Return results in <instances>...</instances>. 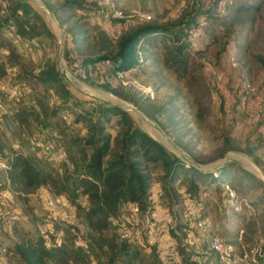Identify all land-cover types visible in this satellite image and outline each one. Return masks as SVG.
Segmentation results:
<instances>
[{
  "label": "trees",
  "instance_id": "1",
  "mask_svg": "<svg viewBox=\"0 0 264 264\" xmlns=\"http://www.w3.org/2000/svg\"><path fill=\"white\" fill-rule=\"evenodd\" d=\"M41 1L70 38L78 56L75 61L80 63L82 70L103 64L114 75L117 71L125 72L140 66L145 59L156 60L157 64L185 82L199 117L210 113L212 93L204 66L197 60L205 50L199 44L196 48L189 46L185 40L187 31L204 19L206 25L199 43L206 37V31L213 27L206 44L209 47L217 41L222 29L215 24L225 27L239 16H244L245 23L252 22L264 3V0H231L224 5L225 12L222 13L219 0H211L210 6L203 10H197L200 0H194L192 12H186L178 21L159 24L150 19L132 24L124 19H111L121 26L114 35L89 19L87 13L93 5L89 0ZM9 22L24 38L56 37L30 1L0 0V80L7 78L8 68H15L11 77L25 83L35 101L31 104L32 109L23 99L18 100L16 110L4 116L5 122L18 137L30 132L32 126L39 128L36 135L65 150L68 165L58 172L44 157L27 156L19 151H9L7 155L2 150L8 169L6 174L3 171L0 174L13 186L18 184L24 190L46 187L52 195L63 196L73 207L74 219L79 223L74 220L71 223L55 222V231L61 232V236L55 242L51 235L49 245L38 230L17 234L15 240L3 246L1 254L7 264H155L154 256L164 264L162 251L166 250L165 247L159 244V247L147 249L121 239L112 224V218L121 214L128 204H136L145 212L151 205L154 186L159 189V202H166L165 207L173 213L169 229H172L178 249L170 247L177 258L185 255L186 244L181 238L186 234L176 223L174 208H181L186 196L193 198L196 192L206 190L211 196L208 203H212L221 227H224L229 213L232 218L243 217L235 206L224 201V188L228 185L236 194H245L250 189L264 187V182L257 176L233 159L219 163L213 170H201L193 161L171 153L160 141L139 129L130 111L119 105L100 102L78 107L74 103L71 117L66 111L70 108L71 93L60 77L56 62L48 55L34 62L21 53L5 36L4 30ZM103 87L124 100H132L109 82ZM238 97L239 90L233 103L242 109L238 106ZM64 115L70 117L72 127L78 125L82 131H70ZM261 120L264 124V116ZM230 136V133L222 135L221 145L214 151L211 161L230 151L243 152ZM251 152L249 149L248 153ZM250 205L255 211L253 219L264 233V188L259 197L250 200ZM249 225L255 228L254 222ZM214 236L223 241L217 234L210 238ZM200 253L203 259L215 254L208 245L201 248Z\"/></svg>",
  "mask_w": 264,
  "mask_h": 264
},
{
  "label": "rangeland",
  "instance_id": "2",
  "mask_svg": "<svg viewBox=\"0 0 264 264\" xmlns=\"http://www.w3.org/2000/svg\"><path fill=\"white\" fill-rule=\"evenodd\" d=\"M29 1L32 7L46 19L50 30L56 36L54 38L42 37L41 51L33 60L39 62L43 55H48L56 62L60 77L71 93V104L69 110H66L67 114L71 115L74 103L78 104V107H89L106 102L122 106L125 109L134 108L137 112L129 111L136 126L160 141L171 153L190 162L193 161L195 166L204 171L217 166L224 158L226 160L233 159L242 168L264 182V124L261 123L264 106H261L259 111H252L239 109L233 103L244 77L249 78L255 86L260 88L264 84V3L260 5L252 22L245 23L243 22L244 16H239L232 21L231 25L228 24L224 27L215 24L216 27L222 28L216 37L217 41L206 47L209 36H212L213 27L206 31V37L200 41L199 46L205 52L203 55L197 56V60L204 66V75L211 86L212 100L210 113L206 117H199L193 98L187 92L185 82L176 78L172 71L157 64L156 60L145 59L140 66L125 71L123 83L116 81L115 74H111L103 64L86 67L83 69V74L80 73L82 70L75 71L72 63L78 56L70 38L65 35L63 28L59 27L56 18H52L35 3L43 5L41 0ZM89 1L93 4L90 12L87 13L89 19L98 23L108 33L115 35L121 26L118 22L111 21L109 3L121 11L128 18L129 23L138 22L142 16L148 15L153 22L164 24L178 21L179 17L186 12H192L194 0H184L187 9H185L186 6L181 8L180 0ZM209 2L211 0H200L197 10L209 7ZM220 10L222 13L225 12L224 8H220ZM78 15L80 16V13ZM144 21L148 20L144 19ZM233 62L235 66L232 64ZM218 76H222L221 80L218 79ZM13 81L17 80L10 77L4 82L3 88ZM108 82L110 85L119 87L120 92L132 100H124L106 90L103 85ZM2 92V88H0V100ZM22 101L33 109L28 100ZM17 103H15L16 106ZM4 116L6 114L3 115V127L0 129V158L5 157L2 150L7 155H9V151H19L27 156L35 155L34 151L25 144V136L37 134L39 128L32 126L30 132L21 133L18 137V134L12 133V130L7 126ZM69 130L80 132L82 128L79 129L78 125H73ZM225 133L231 134L230 137L243 152L230 151L220 159L211 161L215 155L214 151L220 147L221 137ZM249 149H252L253 152L248 153ZM0 182H5L1 174ZM10 187L12 199L7 204H0V212L4 214H9L12 211L17 212L20 214L21 220L8 229H0V248L15 240L17 234L37 232L39 225L44 226L47 223L45 221L47 213L43 210L42 202L43 198L51 193L46 187L24 190L18 184L13 186L12 183H10ZM262 188L250 189L245 194H236L230 186H225L224 201L235 206L238 212L243 217L245 216V219L243 217L232 218L229 213L224 227H221L212 203H208L211 198L209 193L203 189L202 192L193 194L191 199L199 207L200 218L207 221L208 233L205 236H201L192 221L185 217V198L181 208H174L177 216L176 223L181 232L187 235L181 238V242L186 244L185 255L181 256V259L179 257L178 260L186 264H218V254H211L203 259L200 253L201 248L207 247L210 237L217 234L224 243L233 246L237 257L247 263L255 259L257 264H264V233L260 231L259 223L253 219L255 211L250 205V200L261 195ZM158 194L159 192L156 194L157 203L161 208L167 209L166 202H164L165 204L159 202ZM168 213L172 217L173 213L171 214V211ZM53 222H51L52 225L55 224ZM74 222L79 223L77 219H74ZM252 222H254L255 228L250 225L248 227V224H252ZM160 229L159 243L161 246L168 247L169 251H171L170 246L177 250L178 243L172 229L168 228V232L165 231V226ZM168 236L173 237L174 241ZM170 240L173 244L170 243ZM154 258L155 264H161L156 256ZM0 264H7L5 258L4 261H0Z\"/></svg>",
  "mask_w": 264,
  "mask_h": 264
},
{
  "label": "built area",
  "instance_id": "3",
  "mask_svg": "<svg viewBox=\"0 0 264 264\" xmlns=\"http://www.w3.org/2000/svg\"><path fill=\"white\" fill-rule=\"evenodd\" d=\"M180 6L183 9L186 6L184 0H180ZM231 0H219L220 8L223 9L226 3H230ZM111 9L110 19H124L128 20L121 11L117 10L112 3H109ZM149 20L150 16L145 15L140 18V21ZM206 25V21L201 19L197 25L189 29L186 33L185 40L189 43L190 47L195 48L199 44V38L203 32V28ZM5 36L14 44L17 49L24 55L34 59L42 48V41L39 37L24 38L16 32V28L13 23L9 22L6 26ZM108 64V61L105 62ZM235 66V63H232ZM75 71L82 70L78 61L72 63ZM15 68H8V74L13 72ZM83 74V70L80 72ZM124 72L117 71L115 73V80L124 82ZM222 76H218L221 80ZM2 96L0 100V129L3 127V115L12 113L16 110L15 103L18 100H28L31 104H34V97L32 92L27 88V85L23 82L13 81L11 84L2 88ZM239 107L244 110L259 111L260 107L264 106V84L261 88L255 86L250 79L243 78L240 84L239 90ZM52 103V102H51ZM63 119L65 123L72 127L71 119L68 115H64ZM25 144L33 151L40 153L42 157L50 161L58 170L62 172L64 167L68 165L67 155L65 150L58 145H54L50 141H44L38 135H26ZM8 169V163L6 158H0V171L6 174ZM5 182H0V204H7L12 199V190L10 187V181L8 178L4 179ZM155 197L151 196V205L145 211L142 212L136 204H128L125 206L123 212L117 217L112 218V224L117 228L119 237L124 240H129L134 243L149 249L153 246L159 247L161 229L165 226V231L172 226V217L168 213V209L161 208L157 203ZM85 204V201H83ZM43 210L47 213V222L44 226H38L39 234L44 238L46 244L51 242V235L54 236V241L58 242L61 232H56L52 221L71 223L74 220V209L68 203L63 196H56L48 194L43 198ZM166 211V213H165ZM163 212V213H162ZM185 217L192 221V224L198 230L201 236H205L208 233L207 221L200 218L199 207L197 203L191 199L190 196H186L185 201ZM21 216L19 213L12 211L9 214L0 212V229L10 228L13 224L19 222ZM51 220V221H50ZM53 222V223H54ZM79 244L78 241L75 242ZM1 247V245H0ZM208 247L211 251L218 254V264H257L255 259L247 263L242 258L235 255L234 248L231 244L224 243L219 237L214 236L210 238ZM3 248H0V261H4V257L1 252ZM168 253V254H167ZM164 264H180L177 256L168 247L163 249ZM173 256V257H172ZM174 258V259H173Z\"/></svg>",
  "mask_w": 264,
  "mask_h": 264
},
{
  "label": "crops",
  "instance_id": "4",
  "mask_svg": "<svg viewBox=\"0 0 264 264\" xmlns=\"http://www.w3.org/2000/svg\"><path fill=\"white\" fill-rule=\"evenodd\" d=\"M29 1V0H28ZM42 2V1H41ZM36 4H38L39 5V7L41 8V6L40 5H42V4H39V3H37L36 2ZM3 6H4V3L2 4ZM44 5V4H43ZM45 6V5H44ZM42 9V8H41ZM2 13H3V11H2ZM7 14V13H6ZM14 72H15V70L13 71V72H10L9 74H8V76H7V78H5V79H3V80H0V88H3V86L5 85L4 84V82H6V80H8L13 74H14ZM34 153H35V155H37L38 157H40V156H42L40 153H37V152H35L34 151ZM24 155H26V154H24ZM152 192H153V197H155V195L157 194V192H159V189H158V187L157 186H154L153 187V190H152ZM156 199V198H155ZM122 213V212H121ZM171 243V242H170Z\"/></svg>",
  "mask_w": 264,
  "mask_h": 264
},
{
  "label": "water",
  "instance_id": "5",
  "mask_svg": "<svg viewBox=\"0 0 264 264\" xmlns=\"http://www.w3.org/2000/svg\"><path fill=\"white\" fill-rule=\"evenodd\" d=\"M40 6H41V8H42L45 12H47L52 18H54V15H53L52 13H50V12L48 11V9H47L44 5H40ZM61 30H62V29H61ZM62 33H63V30H62ZM128 110L137 112V110L134 109V108H128ZM225 161H226V158H224L223 161H222L221 163H224ZM214 168H216V166L213 167V168H211V169H208L207 171H209V170H213Z\"/></svg>",
  "mask_w": 264,
  "mask_h": 264
},
{
  "label": "bare ground",
  "instance_id": "6",
  "mask_svg": "<svg viewBox=\"0 0 264 264\" xmlns=\"http://www.w3.org/2000/svg\"><path fill=\"white\" fill-rule=\"evenodd\" d=\"M36 3V2H35Z\"/></svg>",
  "mask_w": 264,
  "mask_h": 264
}]
</instances>
